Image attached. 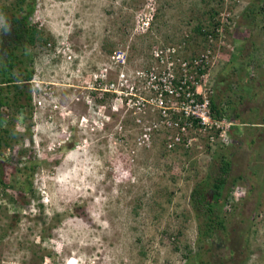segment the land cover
<instances>
[{
    "label": "rangeland",
    "instance_id": "rangeland-1",
    "mask_svg": "<svg viewBox=\"0 0 264 264\" xmlns=\"http://www.w3.org/2000/svg\"><path fill=\"white\" fill-rule=\"evenodd\" d=\"M32 23L48 43L16 70L32 117L1 125L29 170L0 187V264H264V0H37ZM198 65L228 145L156 100ZM225 157V228L201 241L191 194Z\"/></svg>",
    "mask_w": 264,
    "mask_h": 264
},
{
    "label": "trees",
    "instance_id": "trees-1",
    "mask_svg": "<svg viewBox=\"0 0 264 264\" xmlns=\"http://www.w3.org/2000/svg\"><path fill=\"white\" fill-rule=\"evenodd\" d=\"M36 4L37 0H16L13 7L0 6V17L4 19L0 46V187L5 189L11 188L8 176L9 168L21 173H25L28 169L26 165L24 168L17 167L16 170V166L11 163L8 164L11 162L12 157L8 160L3 159V151H5L3 148L9 147L10 140H17V131L16 129H10V127H1V125L6 122V118L9 119L13 113L18 114L22 108L27 113L26 118L30 120L32 117V114L27 111V108L28 110L30 108L32 95L30 91L26 90L25 86H21L23 85L22 76L17 74L16 70L20 71V66L23 63L20 52L24 53L39 44V46H42L48 43L41 29L32 23ZM196 31L201 35L206 34L203 32L202 25H199ZM21 70L26 72L24 80L30 82L33 78V72L27 68H21ZM195 70L192 72L196 73L195 81L199 83L200 77L205 74V70L200 65L196 66ZM181 81L182 78L174 79V84L179 85ZM192 89L194 90V88ZM23 98L26 104L22 103ZM198 98L202 100L203 97L198 96ZM210 104L214 118L229 119L214 99H210ZM177 118L178 115H173L174 120H177ZM231 130L228 131L229 135ZM22 153V150L18 151V155H22ZM231 170L232 161L226 157L222 158L215 166L214 171H211L206 179L199 182L192 191L191 204L196 217L198 220L201 219L199 221V239L201 241H209L218 229L225 228V220L220 216V211L225 204L227 205V200L232 193H230L229 187L227 188Z\"/></svg>",
    "mask_w": 264,
    "mask_h": 264
},
{
    "label": "built area",
    "instance_id": "built-area-1",
    "mask_svg": "<svg viewBox=\"0 0 264 264\" xmlns=\"http://www.w3.org/2000/svg\"><path fill=\"white\" fill-rule=\"evenodd\" d=\"M157 57H160V55ZM184 70L187 74L184 75L185 79L182 78L179 85L174 84L176 77L169 72L168 77L165 80L163 79L165 82L163 84L164 88L157 91L156 100L162 108H165L163 110L165 117H168L167 110H169V107L166 106L168 97L177 96L179 104L177 107L172 108L176 111L178 118L177 120L171 118V123H168L169 126H179L182 130H185L187 126L198 125L204 131H209V134L218 132L220 134L219 137H211L212 140L218 139L219 142L228 145L230 142L228 131L232 124L229 120L214 118L208 93L200 90L203 85L195 81L191 70L189 74L188 68ZM150 76H153L152 79L157 78L153 73ZM198 96H202V100H199ZM173 114L176 115L175 113ZM177 140H180V138H177Z\"/></svg>",
    "mask_w": 264,
    "mask_h": 264
}]
</instances>
